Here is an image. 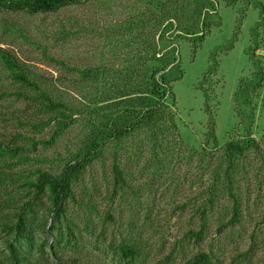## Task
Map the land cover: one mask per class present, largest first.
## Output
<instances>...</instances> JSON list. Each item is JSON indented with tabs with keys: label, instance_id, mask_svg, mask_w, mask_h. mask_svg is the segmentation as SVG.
<instances>
[{
	"label": "rangeland",
	"instance_id": "1",
	"mask_svg": "<svg viewBox=\"0 0 264 264\" xmlns=\"http://www.w3.org/2000/svg\"><path fill=\"white\" fill-rule=\"evenodd\" d=\"M201 1L170 0L164 6L168 16L175 19L173 33L184 30L191 20L196 21L197 31L203 33L202 39L185 32L174 39L169 31L159 41L161 48L169 40L177 45L178 64L183 72L172 81L176 135L175 141L164 147L165 160L160 165L147 160L149 143L145 134L128 137L119 151L126 186L113 193L111 165L115 144H108L102 157L76 184V200L69 201L62 223L51 225L45 196L37 201L36 212L30 218L34 256H39L38 247L42 245L48 264L53 247L65 258L75 257L79 264H182L202 251L217 257L219 264H264V109L261 106L264 80L253 95L255 107L249 137L254 146L235 160L231 186L223 183L218 186L202 237L188 234L189 229L197 230L201 226L198 209L209 196L208 188L214 179L215 166L208 165L207 153L219 157L227 141L243 137L248 123L245 113L238 114L233 99L238 81L252 78L257 65L264 74V0H212L215 8L203 7L199 17ZM154 8L147 0H88L48 13L2 11L0 46L25 60L49 80L59 96L82 110L88 103L91 88L79 81V74L66 71L45 57L39 47L14 33L10 25L6 30L3 22L23 28L31 39L45 45L46 54L66 63L79 67L118 65L120 55L126 50L119 45L117 33L112 34L113 28H122L124 20L129 18L134 24L129 39L134 46H142L154 32L153 20L160 22L164 17L162 11ZM200 20L207 25H200ZM62 25L70 31L64 38L60 34ZM1 70L0 63V75ZM1 81L2 89H8L10 94L0 97V132L7 138L10 133H22V136L16 134L12 143L21 145L22 156L30 157L22 162L18 156L6 154L3 160L0 156V169L6 177L2 186L7 188L3 197L17 191V195L28 198L27 194L32 193L21 188L22 184L21 187L10 184L7 175H19L21 182L32 176L36 167L52 172L61 168L83 138L86 128L81 121L87 115L83 110L76 114V121L48 144L53 124L41 130L32 127L35 111L15 97V87L9 80L1 78ZM210 116L216 124L218 148L211 142L204 144ZM226 165L224 162L223 167ZM228 190L239 199L240 216L234 224L228 223L233 208ZM87 202L93 208L88 209ZM3 203L2 213L14 210L6 205L10 202ZM44 220L50 227L48 232L41 230ZM58 226L63 233L67 227L71 228L69 241L59 238ZM7 237L0 225V251H5ZM120 243L132 244L139 251L133 261L119 259L116 246Z\"/></svg>",
	"mask_w": 264,
	"mask_h": 264
},
{
	"label": "trees",
	"instance_id": "2",
	"mask_svg": "<svg viewBox=\"0 0 264 264\" xmlns=\"http://www.w3.org/2000/svg\"><path fill=\"white\" fill-rule=\"evenodd\" d=\"M85 1L88 0H0V12L48 13L55 12L64 6L82 4ZM147 1L150 5H155V11H162L164 17L160 22L153 20L151 24L155 28L154 32L151 33V36L146 37L142 46H134L133 40L129 39L134 25L129 18L124 20L122 28H113L112 34L116 36L117 33L119 45L122 44V49L126 50L120 55L121 61L118 65L101 63L79 67L66 63L62 59L46 54L45 45L43 46L38 41L31 39L23 28L13 23L3 22L6 30H9L11 26L14 33L33 46L39 47L45 57L57 62L66 71L78 73L79 81L87 84L91 90L88 93V103L85 109H82L87 115L85 121H81L86 131L75 151L64 160L61 168L52 172L36 167L32 176L26 177L21 182L19 175H7L10 184H16L17 187L22 184L21 188L29 194L32 193L31 195L27 194L28 198L17 195V191H10V196L3 197V194L7 192L6 185L2 186L5 184L6 177L3 170L0 169V187H3L0 191V208L3 207V202H10L6 205L14 208L11 213L0 211V225L8 234L5 251H0V264H48V257L42 245L38 247L39 256H34L31 250L34 237L30 218L36 212L37 201L41 200V196H45L49 202L47 214L52 220L51 225L62 223L67 216L69 201L76 200L74 191L76 184L87 169L91 168L102 157L104 148L108 144H115L111 165L113 193L126 186V174L119 162V151L122 141L128 137L141 133L145 134L149 143L147 160L158 165L165 160L164 147L175 141L176 135V97L172 90V81L179 79L183 72L178 64L177 45L169 40L164 42L162 48L159 46V41L164 39L165 34L169 31L173 33V28H175V19L169 17L168 9L165 10L164 8L165 2L168 4L170 0ZM200 3L202 5L198 8L197 14L199 17L203 7H209V10L215 8V2L212 0H202ZM195 22V20H191L190 24L187 25L188 27L184 30L177 29V32L170 36L177 39L180 33L185 32L187 35L202 39L203 33L197 31ZM138 24L135 25L138 26ZM201 24L207 25L203 20H200ZM60 32L63 38L70 33L64 25L60 28ZM197 32L200 33L196 36ZM156 33L157 37L155 38ZM0 63L2 65L0 97L10 94L8 89H2L1 78H5L12 83L11 86L15 87L13 91L15 97L24 100L27 106L35 111L33 121L30 123L32 127L41 130L53 124L54 130L47 140L48 144L54 142L57 136L64 133L76 121V114L82 113L81 109L69 104L59 96L57 89L42 74L33 70L25 60L1 46ZM213 68L214 65L211 66V69ZM263 80L264 74L261 67L257 65L252 78H241L238 81L233 99L237 104L238 114L245 113L248 123L244 127L243 137L227 141L221 148L222 153L219 157L213 156L215 153L212 155L207 153L208 165L210 167L215 166L213 170L214 179L211 187L208 188L209 196L198 209L200 228L188 230V234L192 237H202L208 211L213 208L218 186L222 183L228 187L231 186V171L235 160L242 157L246 150L254 146L253 140L249 137L250 120L255 107L253 95L254 92H257L256 90L262 87ZM261 106L264 109V94L261 99ZM209 119L204 144L209 145L211 142L213 147L218 148L216 124L211 116ZM16 134L22 136V133L19 132L10 133L9 138H7L0 132L1 160H3L4 155L8 154L18 156L22 162H27L30 157L22 156L21 145L12 143ZM143 140L141 139V141ZM203 152H206V147H203ZM224 162H227L225 167H223ZM220 170L222 173L219 172ZM228 193L233 203L232 214L228 223L234 224L240 216L239 199L231 190H228ZM86 205L88 209L93 208L90 202H87ZM41 230L43 232L50 230L46 220H44ZM57 235L59 238L69 241V237H72L71 228L67 227L66 232L63 233L58 226ZM116 250L119 259L125 262L133 261L139 253L132 244L126 243L118 244ZM51 254V264H79L75 257L65 258L61 253L54 250V247ZM182 264H219V262L217 257L213 258L210 254L202 251L194 254Z\"/></svg>",
	"mask_w": 264,
	"mask_h": 264
}]
</instances>
